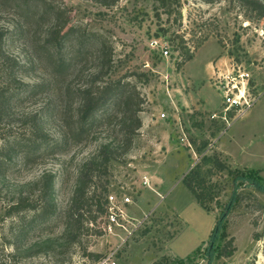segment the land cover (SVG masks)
I'll list each match as a JSON object with an SVG mask.
<instances>
[{
  "label": "rangeland",
  "instance_id": "rangeland-1",
  "mask_svg": "<svg viewBox=\"0 0 264 264\" xmlns=\"http://www.w3.org/2000/svg\"><path fill=\"white\" fill-rule=\"evenodd\" d=\"M257 1L264 6V0ZM49 2L60 7L66 29L74 27L69 45L89 31L108 39V77L136 86L141 128L119 162L90 172L89 192L76 198L79 174L114 141L111 129L118 117L79 143L68 139L65 152L37 164L0 163V264H87L93 259L89 255H104L129 232L107 228L106 214L98 207H104L109 194L118 201L122 195L130 198L124 210L137 225L121 246L119 264H155L163 257L168 264H264V235L253 240L264 228V193L251 182L234 180L239 173L255 171L264 185V19L240 0H118L111 7L86 0ZM33 3L0 0V27L15 31L9 52L23 62L38 61L22 78L25 83L40 82L50 71L43 47L47 18L38 22ZM93 56L92 51L82 62L79 80L77 70L66 73L68 82L78 85L85 79ZM51 95L29 97L7 113L0 122L1 159L6 124L18 129L51 103ZM224 95L237 102L226 113ZM60 102L67 105L65 98ZM42 128L57 136L59 122L46 118ZM214 157L232 174L216 170ZM195 166L215 196L209 212L181 182ZM44 174L54 177L55 212L46 218L33 210L34 182ZM224 212L218 234L224 232L226 238L217 237L210 245ZM228 239L233 240V255L209 260L207 247Z\"/></svg>",
  "mask_w": 264,
  "mask_h": 264
},
{
  "label": "trees",
  "instance_id": "trees-1",
  "mask_svg": "<svg viewBox=\"0 0 264 264\" xmlns=\"http://www.w3.org/2000/svg\"><path fill=\"white\" fill-rule=\"evenodd\" d=\"M102 7H111L118 0H86ZM164 1V0H160ZM243 8L254 12L259 18L264 19V6L257 0H240ZM34 6L38 9L36 14L38 22L47 18L44 33L43 47L46 50L48 66L50 71L46 77L37 83H25L23 77L29 76V70L38 63L33 57L32 61L23 62L9 52L7 43L15 31L0 27V122L8 118L7 113L14 107L22 105L23 101L38 94H51V103L34 113L27 121H21L18 129L3 128L2 139L3 157L0 163L9 166L13 160H17L22 166L37 164L38 162L65 152L68 139L79 143L87 139L96 128L114 117L119 122L114 125L111 132L114 141L103 147L99 156L86 164L87 170L81 172L78 184L74 190V198L85 191L89 186L90 172L96 167H105L109 162H119V158L126 154L132 146L138 130L141 128L139 113L141 112L140 93L136 86L126 79L112 81L108 77L112 68V47L108 39L97 32H84L78 34L73 45H69V36L73 34L74 27H67L63 21L61 9L54 6L49 0H34ZM22 28V26H20ZM93 51V62L90 72L84 75L85 79L78 85L68 82L70 78L66 75L69 70H77L76 78L82 77L81 64ZM190 58H188L189 60ZM83 77V78H84ZM51 95V96H52ZM67 100L64 106L61 99ZM66 116L69 121L66 122ZM54 117L59 122L57 136H51L43 132L42 125L46 118ZM212 165L218 171L231 170L214 157ZM234 180H245L260 192L264 193L262 179L255 171L239 173ZM185 188L192 194L197 204L206 212L210 211V204L214 201V193L203 179L199 167L192 168L181 180ZM37 188L36 206L33 207L36 217L46 218L55 212V201L53 199L54 177L49 174L40 176L35 182ZM94 195L91 196L93 198ZM217 202V201H216ZM231 203L225 208L229 211ZM106 200L104 207L98 209L106 214ZM225 212L217 219L216 226L210 236V245L220 238L225 240L226 234L218 231L223 222ZM264 235L254 233L253 240L259 241ZM208 259L212 256L217 259L229 258L235 252L233 240L228 239L219 247H207ZM264 256V244L262 248ZM91 260L99 258L98 255H89ZM164 261V262H162ZM169 259L163 257L155 264H168ZM177 264H182L177 261Z\"/></svg>",
  "mask_w": 264,
  "mask_h": 264
},
{
  "label": "built area",
  "instance_id": "built-area-1",
  "mask_svg": "<svg viewBox=\"0 0 264 264\" xmlns=\"http://www.w3.org/2000/svg\"><path fill=\"white\" fill-rule=\"evenodd\" d=\"M164 54L166 55V51H164ZM223 98L225 99V104L227 106L224 108V112H229L231 108L235 107L237 105V102L233 99H230L227 97V95H224ZM161 118H164L165 115L161 114ZM212 118H215L214 115H212ZM143 184L147 186V188H150L148 185V181L146 178L143 179ZM106 215H105V221L107 224L108 229H118V230H124L129 231L126 235V237L122 240V243L117 245L116 247L111 248L107 253L100 256L99 258L95 260H91V262L87 264H119V252L121 250V246L124 245L126 240H128L132 233L136 230L137 225H134L132 221L128 218L127 214L125 213L124 207L130 205L132 202L129 197L122 195L120 198V201H118L117 197L114 194H109L106 197Z\"/></svg>",
  "mask_w": 264,
  "mask_h": 264
},
{
  "label": "crops",
  "instance_id": "crops-1",
  "mask_svg": "<svg viewBox=\"0 0 264 264\" xmlns=\"http://www.w3.org/2000/svg\"><path fill=\"white\" fill-rule=\"evenodd\" d=\"M217 146H218V143H217ZM220 148H221V146H220ZM221 149H222V148H221ZM230 163H231V162H230ZM165 191H166V190H165ZM171 206H172V205H171ZM172 207H173V206H172ZM175 209H176V208H175ZM176 211L178 212L177 209H176ZM205 212H206V211H205ZM178 215H180L179 212H178ZM172 240H173V239H172ZM172 240H171V241H172ZM190 255H191V254H190ZM187 256H189V255H187ZM187 256H186V257H187ZM186 257H184V258H176V259H185Z\"/></svg>",
  "mask_w": 264,
  "mask_h": 264
},
{
  "label": "bare ground",
  "instance_id": "bare-ground-1",
  "mask_svg": "<svg viewBox=\"0 0 264 264\" xmlns=\"http://www.w3.org/2000/svg\"><path fill=\"white\" fill-rule=\"evenodd\" d=\"M243 96V95H242ZM242 99V98H241Z\"/></svg>",
  "mask_w": 264,
  "mask_h": 264
}]
</instances>
